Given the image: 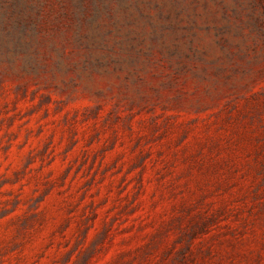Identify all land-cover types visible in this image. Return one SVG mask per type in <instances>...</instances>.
<instances>
[{
    "label": "rangeland",
    "instance_id": "374dc122",
    "mask_svg": "<svg viewBox=\"0 0 264 264\" xmlns=\"http://www.w3.org/2000/svg\"><path fill=\"white\" fill-rule=\"evenodd\" d=\"M89 10L0 0V264H264V0Z\"/></svg>",
    "mask_w": 264,
    "mask_h": 264
},
{
    "label": "trees",
    "instance_id": "16d2710c",
    "mask_svg": "<svg viewBox=\"0 0 264 264\" xmlns=\"http://www.w3.org/2000/svg\"><path fill=\"white\" fill-rule=\"evenodd\" d=\"M112 0H62V7L64 9L63 14L72 13L73 18L76 19V24L79 33L76 37V42L79 44L84 45V47H94L95 46H105V36L103 33H97L96 35H100L99 38H96L95 34L87 31H81L86 30V28L89 27V25L92 22V18L90 16V10L89 7L91 4H99V3H105V2H111ZM181 0H172L173 3H178ZM159 14H162L159 11ZM40 18H37V23L39 22ZM55 23H58L60 21V18H55ZM36 41L38 44L44 43V38H42L38 33L35 35ZM158 40V37L153 34L151 37V45H154L155 42ZM128 47H133V45L130 43Z\"/></svg>",
    "mask_w": 264,
    "mask_h": 264
}]
</instances>
